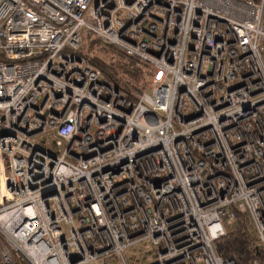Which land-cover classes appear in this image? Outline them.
<instances>
[{"label": "built area", "instance_id": "built-area-1", "mask_svg": "<svg viewBox=\"0 0 264 264\" xmlns=\"http://www.w3.org/2000/svg\"><path fill=\"white\" fill-rule=\"evenodd\" d=\"M240 216L264 264V0H0V264H242Z\"/></svg>", "mask_w": 264, "mask_h": 264}, {"label": "trees", "instance_id": "trees-1", "mask_svg": "<svg viewBox=\"0 0 264 264\" xmlns=\"http://www.w3.org/2000/svg\"><path fill=\"white\" fill-rule=\"evenodd\" d=\"M89 42V46L92 44L96 45L99 41L93 38L92 35L87 37V41ZM88 46V43H87ZM87 51V49H84ZM100 66L102 67L103 73L105 76H108L111 80H113L117 86H123V82L119 80V76L116 73V69L120 68L122 76L128 79V83H132L134 85L142 84L143 78H150V71L146 68L147 64L142 63V65L137 66V60L133 57L114 59L111 62V67H109L106 63L100 61ZM146 68H145V67ZM125 87H129L125 83ZM127 89V88H126ZM240 222V221H239ZM245 228V226H244ZM244 228L242 225L234 226L229 234L222 240L218 242V252H220L224 257L227 258H239L242 261V264H248L251 260V250L249 248V241L246 237Z\"/></svg>", "mask_w": 264, "mask_h": 264}, {"label": "rangeland", "instance_id": "rangeland-1", "mask_svg": "<svg viewBox=\"0 0 264 264\" xmlns=\"http://www.w3.org/2000/svg\"><path fill=\"white\" fill-rule=\"evenodd\" d=\"M87 43H88V46H87ZM84 49H87V52H91L96 56L99 55L102 58V59H99L100 61L103 60L108 63H111L114 59L123 58L122 54L119 53L116 49H113L112 47L102 46L100 43H97L96 45L92 44L91 46H89V42H86L84 45ZM144 76L145 77L143 78V82H141L142 84L143 83L146 84V81L149 79L148 77H146V75ZM244 222H245L244 218L240 216L233 226L242 225V227L244 228ZM249 225H250L249 228H250L251 235L253 237H257V231L255 230L254 226L251 224ZM134 250L135 249H131L129 255H132V252Z\"/></svg>", "mask_w": 264, "mask_h": 264}]
</instances>
